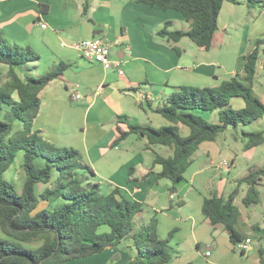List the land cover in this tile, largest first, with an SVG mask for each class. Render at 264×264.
Here are the masks:
<instances>
[{"label":"crops","instance_id":"1","mask_svg":"<svg viewBox=\"0 0 264 264\" xmlns=\"http://www.w3.org/2000/svg\"><path fill=\"white\" fill-rule=\"evenodd\" d=\"M237 1V4H222L218 29L211 48L205 51L188 38L176 43L159 38L156 33L165 22L171 21L174 26L176 22H184L183 17L176 11H161L135 0H0V34L8 44L30 47L38 55V62L29 65L35 71L34 76L49 72L60 63L67 65L62 77L41 92L32 130L54 146L78 150L83 162L93 170V182L98 184L101 194L107 195L117 187L128 199L141 203L143 211L138 221L146 222L154 216L158 221V236L161 239L169 236L167 246L172 254L169 264H194L189 257L185 258L188 244L195 246L197 255L211 258L209 264H221V260L235 253V246L222 226L209 225L202 205L205 198H227L249 167L264 164V143L249 150L243 148L241 132H251L248 127L254 123L227 128L215 141L202 143L193 154L182 181L175 185L173 198L169 193L170 181H155L154 175H147L152 168L153 173L160 171L159 166H153V161L156 155L169 157V149L164 152L159 148L162 153L155 146L148 149L147 140L137 135L134 138L129 135L115 148L109 146L117 136V125L127 130L125 124H118V117H126L130 124L169 125L151 108L164 106L166 98L183 86L213 88L235 74L237 58L243 54L242 45L247 39L238 31L246 27L249 15L247 2ZM42 6L45 7L42 9ZM41 24L46 28H41ZM94 37L108 44L110 52L115 49L111 57L119 62L123 75L87 62L74 48L77 42ZM259 62L253 90L264 104V57ZM74 91L84 100L75 99ZM230 106L240 109L244 102L235 98ZM199 115L210 123H217L216 112ZM113 116L109 126L101 125L104 118L110 122ZM258 121L264 123V120ZM179 130L183 136L188 134L182 125ZM120 171L126 173L122 183L117 181ZM263 184L264 179L257 187L260 202L256 204L263 209L262 219L251 223L246 215L252 231L240 232L245 236L242 242L246 239L251 242L240 253L241 260L234 254L235 264L240 261L261 264L259 251L264 260ZM246 189L244 184L240 185L234 200L240 216L237 202L242 204ZM178 202L183 205L178 207ZM251 206H244L245 211L250 212ZM175 232L179 239L173 235ZM182 234L186 236L181 237ZM106 251L109 258L115 253L119 255L118 261L109 260V264H127L132 258L120 250L103 252ZM206 252L209 256H205Z\"/></svg>","mask_w":264,"mask_h":264},{"label":"trees","instance_id":"2","mask_svg":"<svg viewBox=\"0 0 264 264\" xmlns=\"http://www.w3.org/2000/svg\"><path fill=\"white\" fill-rule=\"evenodd\" d=\"M262 4V0H248ZM138 4L157 7L161 11L179 13L186 30H169L165 22L156 35L168 43L188 38L197 47L208 51L218 29L217 19L224 2L237 0H135ZM45 6H42V9ZM177 53L179 50L172 46ZM264 55V33L252 43L248 53L237 58V71L217 87L196 88L183 86L166 98V104L151 110L169 122L153 128L149 125L130 124L126 117H118L126 131L117 125V136L109 148L117 147L129 135L147 140L150 146H162L171 151L169 157L156 155L153 166L155 181L171 182L169 193L176 191L183 174L191 164L193 154L204 142L215 141L227 128L246 127L264 120V104L253 90L258 63ZM39 57L30 47L8 44L0 34V111L19 121L20 129L13 132L12 123L0 122V231L9 240L0 239V264H67L101 254L106 249L118 250L121 245L132 253L127 264H169L172 255L168 240L157 234V219L136 221L142 213V204L124 196L115 187L107 195L93 182L94 172L86 165L81 154L71 148H61L41 140L32 124L39 112L40 94L51 82L62 77L67 65L60 63L42 75H31L30 64ZM1 68H5L2 69ZM6 70V71H4ZM264 74V64L262 66ZM240 98L244 106L233 109L232 99ZM6 112V113H7ZM216 112L217 123H210L199 113ZM182 125L188 134L179 130ZM243 148L249 150L264 143V130L241 132ZM23 152L22 169L25 181L20 194L3 179L16 154ZM40 159L41 166L36 160ZM264 179V164L249 167L237 181L227 198H205L202 213L211 227L222 226L229 241L235 246L245 238L237 229L240 216L234 204L240 185L246 186L242 199L245 207L260 202L257 189ZM43 185L35 194V187ZM264 200V195H263ZM183 202H178L180 207ZM260 263L264 264L262 251ZM118 253L111 256L116 262Z\"/></svg>","mask_w":264,"mask_h":264},{"label":"rangeland","instance_id":"3","mask_svg":"<svg viewBox=\"0 0 264 264\" xmlns=\"http://www.w3.org/2000/svg\"><path fill=\"white\" fill-rule=\"evenodd\" d=\"M245 1L248 2V0H245ZM262 1H263L262 4L256 3V1L250 3V8L247 7V11L249 12V15L247 16V19L245 20L246 21V27L241 28L240 32L238 31L239 34H242L247 38L246 43H244V45H242V47H243V49H242L243 54L242 55H245L246 53H248L251 46H252L253 41L255 39L259 38L264 33V0H262ZM187 28H188V24L183 22V21H182V23L181 22L180 23L176 22V24L174 23V26L172 27V29H174V30H183V29H187ZM114 52H115V49L112 48L111 54H114ZM262 57H264V56H261V58ZM259 63H258V66H259ZM32 74L35 75V71H33ZM81 97H82V100H84L83 96H81ZM67 102H69V97H67ZM71 105L75 106V104H71ZM6 112H7V110L6 111H4V110L0 111V122L12 123L13 132L20 129L21 123L19 121H13L12 118L10 117V114L8 112L7 113ZM113 120H114V116L111 117L110 122H106V118H104L103 123L101 122V125H105L107 127L111 124V121H113ZM142 123H144V122H142ZM153 128H160V127H153ZM230 129H232V128H230ZM261 129H264L263 121H258L257 123H254L253 125L248 127V130L251 132L258 131ZM39 137L41 140H44V138L41 137L40 134H39ZM132 138H134L133 135H132ZM128 143H129V141H128ZM155 147L158 148L157 151L159 153H162V151H159V148L163 151L164 150L168 151V148H165V147H161V146H155ZM61 148H63V147H61ZM65 148H67V147H65ZM68 148H70V147H68ZM71 149H74V148L71 147ZM74 150H76V149H74ZM76 151H78V150H76ZM36 162H37V165L41 166L40 159H37ZM22 164H23V152L19 151L16 154L15 159H14L13 163L10 165L9 169L3 174V179L13 185L17 194L21 193V190H22V187H23V184L25 181V174H24V171L22 169ZM125 179H126L125 171H120L119 173H117V181H119V183H122ZM42 186L43 185L39 184L35 187V194L36 195H38ZM263 189H264V184H263ZM237 206L240 208L241 213H242V215L239 216V218L237 220L238 230L241 232H251L252 230L249 227V222L246 220L245 217H246V215H249L251 223L256 222V221H261V219H262L261 214L263 211V209L261 208V205L251 206L250 212H246L245 211L246 208L239 201L237 202ZM136 221H138V219H136ZM173 235H175V237H177V239H179V236L177 235L176 232ZM184 236H186V234H182L181 237H184ZM0 239L9 240V238L6 237L1 231H0ZM168 239H169V236L164 238V240H168ZM172 240H173V238H172ZM256 244L257 243L255 242L254 245H256ZM123 245H125V243ZM123 245H121L118 250L123 251V252H125V254L132 256V253H130L127 249H124ZM234 254L238 257V260H241L240 252H238L236 250L235 253L232 252L229 255V257H226V259L221 260L220 263L221 264H235L236 262L234 260V258H235ZM256 254H257V252H256ZM256 256H255V258H256ZM109 257H110V254L106 251V252H103L99 255H95L94 257H90V258L84 260V262L72 261V262H69L67 264H81V263H85V264H96L97 263L98 264V263H104L105 261H107L106 264H109V260H110ZM186 257H189L190 258L189 260L193 261L194 264H209V262L212 260L211 258L209 259V258H206L204 256L197 255L196 250H195V246H192L191 244H188V248H187L186 253H185V258ZM214 257H215V254H214ZM239 264H243V262L240 261Z\"/></svg>","mask_w":264,"mask_h":264},{"label":"built area","instance_id":"4","mask_svg":"<svg viewBox=\"0 0 264 264\" xmlns=\"http://www.w3.org/2000/svg\"><path fill=\"white\" fill-rule=\"evenodd\" d=\"M41 28H46L45 24H41ZM74 48L79 52L81 57L90 63H95L104 70H116L119 75H123L124 71L119 67V62H114L111 57L110 46L106 44L100 37H94L88 40H81L74 45ZM75 99H81V96L74 91ZM173 198V195H170ZM251 240L246 239L244 242H240L235 245V249L243 253ZM209 252L205 253V256H209Z\"/></svg>","mask_w":264,"mask_h":264}]
</instances>
